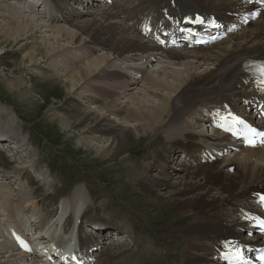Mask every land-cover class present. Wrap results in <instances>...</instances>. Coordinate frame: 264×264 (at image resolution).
<instances>
[{
	"label": "bare ground",
	"instance_id": "1",
	"mask_svg": "<svg viewBox=\"0 0 264 264\" xmlns=\"http://www.w3.org/2000/svg\"><path fill=\"white\" fill-rule=\"evenodd\" d=\"M18 1L20 5L17 7L27 11L29 4L24 0ZM260 1L262 0H258V3ZM53 2L54 0L41 2L46 12ZM68 12L62 20L72 19L71 13ZM90 14L91 18L75 24L74 31L58 26L51 36L40 40L41 45L31 43L29 52L23 57L28 65H32L36 63L33 58L41 55L38 52L42 51V59L39 61H48L46 68L54 67L63 72L50 70L47 75L40 72L45 75H40L42 79L57 78V85H54L61 95L60 99L74 96L79 102H99L96 107L86 106L87 109L83 112H71L61 117L53 114L55 117L50 116L51 120L63 129H70L73 123L79 124L82 133L80 146L86 145L88 150H93L100 159L116 156L121 148L129 144L133 136L145 137L148 133H156V125L164 116H168L169 123L188 122V127L179 130L184 142L157 153L152 163L139 171V180L146 178L138 182L139 186L158 198L170 201L174 211L172 213L182 214L189 219L184 226L173 229L171 233L172 236L176 234L179 240L178 251L172 253L175 257L173 264H209L205 263L207 255L212 256L209 259H219L217 263L220 264H236V260L240 263L245 259H252L254 249L264 245V213H259L251 206L253 201H256L259 206L264 207V148L244 146L238 139V134L244 122L264 129V125L261 126L264 117L260 115L264 102V84L260 78L250 75L247 68L249 61L264 60L263 6L249 0H137L131 8L123 10V22L119 19L121 12L113 4L96 7ZM53 19L61 21V18ZM10 22L17 25L15 33L27 34L29 38L34 37V32L27 31V28L32 27L36 34L42 32L44 26L30 18H17ZM247 23L252 26V30L236 35L232 33L230 45H219L220 51L212 48L211 53H208L204 50L207 46L191 45L196 31H206L204 33L210 36L221 35L228 29L232 31L237 25ZM82 33L87 34V39L81 37ZM62 35L63 40H66L65 48L78 42L80 46H84L88 40L96 44V49L108 47L109 55L101 53L92 57L84 52L70 56L65 52L62 60L56 62L53 55H57V50L63 48L57 43ZM143 35L147 41L142 40ZM173 42H184V47L181 50L165 48ZM22 45L21 43L19 46ZM193 47L195 50H190ZM134 59L141 60L140 65L126 64L124 67L136 71V77L129 76L126 70L116 67L120 61L131 63ZM155 59L163 65L149 71L148 66L155 62ZM77 60L82 64L71 66L70 61ZM67 73L68 79H59L66 77ZM160 73L162 75H159ZM35 74L34 76L38 77L39 72ZM137 86L140 89L137 93L142 94L143 98L135 94L127 96L126 91ZM148 96L152 97L151 100ZM25 97L24 99L30 98L27 92ZM249 107H256V113L248 117L241 114V110L247 112ZM202 109L207 113L205 117L201 116ZM110 114L117 116L118 121L125 118L126 120L112 124L116 120L109 117ZM193 115L202 121L193 123L186 120ZM109 119L114 121L107 124ZM235 120L241 121L235 125ZM204 122L213 127L214 133L205 132ZM173 125H169L166 130L168 138L171 132H176L178 128ZM7 131V134L0 135V139L19 141V133L10 127ZM89 139L108 143L97 147L88 143ZM201 146H206L213 156H217L211 152L213 150L220 153V156L224 150H231V153L219 166L212 165L205 171L203 166L197 171L187 170L180 183L171 181L167 175L168 170L160 177L149 174L150 168L157 167L161 162L165 170L177 148H185V155L190 153L194 157ZM205 153L208 159L212 158ZM232 163L237 166L234 174L228 170ZM166 188L168 194L164 195L162 191ZM82 194L83 187H77L71 200L74 203L80 201ZM196 201L200 205L194 207ZM34 208L31 207V210ZM90 209V203L81 205L77 215L80 224ZM64 217L65 215L59 217L60 220L52 224L59 223ZM34 218H39L37 222L42 220L41 217ZM103 220L104 228L114 226L108 218ZM242 220L247 221L255 232L246 240L240 237ZM80 224L74 235L79 240L83 262L93 264L99 255L98 257L102 258L99 264H106L108 257H104L105 253L98 254L100 241L87 234ZM65 227L64 224V229ZM118 228L122 231L121 227ZM44 230L47 235L52 236L51 228L44 227ZM3 235L11 239L12 243L8 248L25 251L20 255L18 253V257L13 261L28 260L32 255L33 262L37 263L27 238H12L11 230L5 226ZM134 240L138 242L137 237H134ZM240 250L243 251L242 254ZM90 251H93L92 258L84 257L85 252ZM116 257L117 255H113L110 259ZM150 258L158 261L160 254H150Z\"/></svg>",
	"mask_w": 264,
	"mask_h": 264
},
{
	"label": "rangeland",
	"instance_id": "2",
	"mask_svg": "<svg viewBox=\"0 0 264 264\" xmlns=\"http://www.w3.org/2000/svg\"><path fill=\"white\" fill-rule=\"evenodd\" d=\"M24 1L29 4L27 11L17 7L20 5L18 0H0V135L7 134L9 127L19 133L18 142L7 138L0 139V190L2 189L0 191V264H33L34 261L32 256H29L28 260H21V262L17 259L13 261L18 257V253L19 255L22 254L23 250H8V246L12 242L6 235L3 237L1 235L4 224L22 230L23 228L21 229L20 226L22 221H25L27 231L32 234L36 227L40 228L41 224H31V221L34 220L32 215L50 220L56 214L58 216L65 211L72 218L68 227L70 228L73 224L75 207H81L85 202L91 204V209L85 214L84 222L80 225L87 234L99 241L101 239L99 242L101 248L98 254L105 253L103 254L104 257H108L106 264H173L175 257L172 253L178 251L179 240L176 234L172 236L171 233L173 229L184 226L189 219L182 214L172 213L174 211H172L170 201L158 198L155 194L147 192L139 186L138 182L146 180L144 177L139 180V171L150 165L157 153L183 143L184 140L179 130L188 127V122L185 121L182 124H180L181 121L169 123L168 116H164V119L156 125V133H148L145 137L133 136L129 144L121 148L116 156L100 159L93 150H88L86 145L80 146L79 139L82 133L79 124L73 123L70 125V129L65 127L63 129L50 117H61L71 112H83L87 109H85L86 106L96 107L99 102L88 103L83 100L79 102L74 96L60 99L61 95L55 89L58 82V80L55 81L57 78L48 77L49 80H46L42 79L41 76H45L43 74L50 72V70L63 72L54 67L46 68L48 61H39L42 59V51L38 52L41 55L33 58L35 64L28 65L23 58L25 53L29 52L31 43L41 45L40 40L51 36L58 26H64L66 29L74 31L75 24L91 18L90 11L96 7L113 4L121 12L119 19L123 22V10L131 8L133 4L137 3V0H130L131 2L129 0H110L109 2L106 0H54L48 12H44L45 7L41 3L43 0ZM68 11L71 13L72 19L69 21L62 20ZM17 18L36 20L37 24L44 25L41 29L43 31L35 34L32 27L27 28V31L34 32L33 38L27 37V34H17L14 32L17 25L10 22ZM53 18H61V21H56ZM237 26L232 31L228 29L224 33V37L202 47L207 46L208 48L204 50L208 53H211L210 49L212 48L220 51L219 45H230L232 33L236 35V33L240 34L252 30V26H249L248 23ZM81 37L87 39V34L82 33ZM60 38L57 43L63 48L57 50V55H53L56 62L62 60L63 53L77 56L86 52L92 57L101 53L106 56L109 55L108 47L96 49V44L88 40L84 46H80V42H78L76 45L65 48L64 35ZM142 40L147 41L145 38ZM21 43L23 45L19 46ZM178 44L182 46H173L167 49L181 50L184 47V42ZM190 50L195 49L191 48ZM156 59L158 60V57ZM156 59L148 66L149 71L163 65L161 61ZM140 61L138 59H134L131 63L130 61L125 63L120 61L116 67L126 70L129 76L136 77L138 76L136 71L127 70L124 66L126 64L140 65ZM70 63L71 66L82 64L80 60L70 61ZM35 73L38 74L39 78L34 76ZM68 78L69 74L67 73L66 77L59 79ZM50 83L55 85L52 86ZM138 89L139 86L127 90V96L135 94L143 98L142 94L137 93ZM26 92L30 97L27 98L28 100L24 99ZM148 98L151 100L152 97L148 96ZM251 110L256 113V107L247 109V111ZM201 116L205 117V113L202 112ZM109 117H113L116 121L109 119L107 124H111V121H114L112 124L123 123L126 120L125 118L118 121V117L113 114H110ZM186 120L193 123L202 121L194 115L186 118ZM205 123L203 124L205 132L214 133L213 127L211 128ZM171 124H174L173 127L178 126V128H176V132H171L168 138L166 130ZM104 139L106 140V138ZM103 140L97 142L89 139L88 143L101 147L108 143ZM184 151L185 148H177L172 153L171 161L166 162L168 166L165 170H163L164 165L161 162L159 165L157 164V167H151L149 174L160 177L164 171L168 170L167 175L171 181L180 183L182 182L181 177L186 175L187 170L197 171L200 166H203V171H205L212 165L219 166L224 162L225 157L231 153V150H224L220 156V153L213 150L211 152L217 155L213 156L206 149V146H201L194 157L190 153L185 155ZM205 152L212 158L208 159ZM236 169L237 166L234 163L228 168L232 174L236 173ZM77 187H83V194L78 201L79 203H74L71 199ZM167 192L168 188L162 191L163 194H168ZM199 205L200 203L196 201L194 207ZM251 206L256 208L259 213H264V208L259 206L256 201H253ZM31 207H35L33 211ZM260 207L263 208L262 211ZM61 216L64 215L59 217ZM103 218H108L114 226L104 228L103 223L105 221ZM35 220L39 221V218H35ZM116 225L121 227L122 231ZM49 228L53 227L49 226ZM240 231V237L245 240L255 233L245 220L241 221ZM36 235L38 232L33 238ZM134 237H137L138 242H135ZM4 238H7L8 244ZM11 254L14 255L9 256ZM150 254H160V260H151ZM113 255H117V257L111 260L110 257ZM207 257L205 263L220 264L217 263L219 259H209L212 257L211 255H207ZM101 259V257H97L98 262L96 261L94 264H99Z\"/></svg>",
	"mask_w": 264,
	"mask_h": 264
},
{
	"label": "snow or ice",
	"instance_id": "3",
	"mask_svg": "<svg viewBox=\"0 0 264 264\" xmlns=\"http://www.w3.org/2000/svg\"><path fill=\"white\" fill-rule=\"evenodd\" d=\"M261 74L264 75V67L261 68ZM261 135H264V133H262Z\"/></svg>",
	"mask_w": 264,
	"mask_h": 264
}]
</instances>
